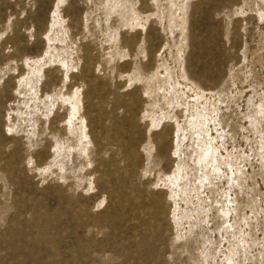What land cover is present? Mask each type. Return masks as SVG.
Segmentation results:
<instances>
[{
  "label": "rangeland",
  "instance_id": "1",
  "mask_svg": "<svg viewBox=\"0 0 264 264\" xmlns=\"http://www.w3.org/2000/svg\"><path fill=\"white\" fill-rule=\"evenodd\" d=\"M0 264H264V0H0Z\"/></svg>",
  "mask_w": 264,
  "mask_h": 264
}]
</instances>
